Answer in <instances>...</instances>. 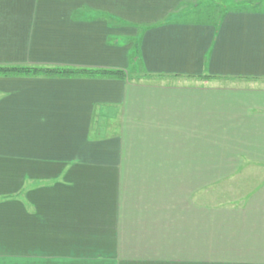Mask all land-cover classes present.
Wrapping results in <instances>:
<instances>
[{"label":"crops","instance_id":"0c3cea01","mask_svg":"<svg viewBox=\"0 0 264 264\" xmlns=\"http://www.w3.org/2000/svg\"><path fill=\"white\" fill-rule=\"evenodd\" d=\"M205 1L0 0V66L147 78L0 73V264H264V3Z\"/></svg>","mask_w":264,"mask_h":264},{"label":"trees","instance_id":"16d2710c","mask_svg":"<svg viewBox=\"0 0 264 264\" xmlns=\"http://www.w3.org/2000/svg\"><path fill=\"white\" fill-rule=\"evenodd\" d=\"M0 73L5 75H28V74H45V75H58L62 77L68 76H99V77H125L126 71L123 69L113 68H80V67H67L56 66L54 68H31L25 65H11L0 66Z\"/></svg>","mask_w":264,"mask_h":264},{"label":"rangeland","instance_id":"374dc122","mask_svg":"<svg viewBox=\"0 0 264 264\" xmlns=\"http://www.w3.org/2000/svg\"><path fill=\"white\" fill-rule=\"evenodd\" d=\"M257 3H264V0H261L259 2H245V5H253ZM233 2L231 0H206L204 3H200L199 9L202 10V12H198L197 16L198 18L202 19L203 17H209V15L206 14V10L210 7H214L215 5L220 6L222 9L232 6ZM127 75L125 77H131L132 79L136 78L138 80L144 81L147 80V78L139 72H126ZM156 79V78H155ZM184 81H193L197 80L196 78H181ZM157 80V79H156ZM161 80V79H159ZM164 80V79H162ZM170 81H178L179 78H171ZM100 113V112H99ZM99 120H97L96 128H98L99 132L107 131H114L117 128V123L114 121L113 117L116 116V109L115 107H108L106 111L101 110V114H98ZM246 189H241L240 192L245 191ZM246 192V191H245Z\"/></svg>","mask_w":264,"mask_h":264}]
</instances>
